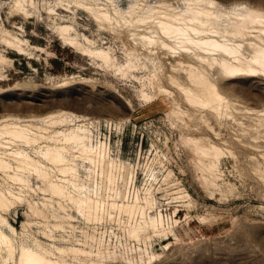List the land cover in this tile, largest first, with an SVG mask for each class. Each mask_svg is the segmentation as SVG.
<instances>
[{"label": "rangeland", "instance_id": "1", "mask_svg": "<svg viewBox=\"0 0 264 264\" xmlns=\"http://www.w3.org/2000/svg\"><path fill=\"white\" fill-rule=\"evenodd\" d=\"M215 1L226 17L264 12V0ZM96 2L110 18L70 0H0V127H49L111 159L79 158L78 184L64 183L98 202L97 219L33 174L22 186L0 172V189L22 193L0 212V264H19L23 246L56 264H264V75H220L174 45L148 49L115 13L185 0ZM191 71L223 99L190 102ZM150 217L162 233L132 232Z\"/></svg>", "mask_w": 264, "mask_h": 264}, {"label": "bare ground", "instance_id": "2", "mask_svg": "<svg viewBox=\"0 0 264 264\" xmlns=\"http://www.w3.org/2000/svg\"><path fill=\"white\" fill-rule=\"evenodd\" d=\"M96 1L70 0V4L88 8L97 19L103 16L110 18L107 13L95 10L98 5ZM185 3L188 5L182 10L173 4H167L154 9L151 14H145L144 7L133 8L126 16L120 17L118 9H115V13L120 18L119 21L134 30V35L148 49L156 43H162L167 47L174 45L189 54L202 67L215 69L220 75H264L263 11L246 8L244 12L232 13L226 17L215 0H185ZM4 60L0 58V62ZM190 78L198 86V89L183 87L190 102L207 105L223 99L216 83L209 80L204 72L191 71ZM59 123L60 120L53 118L50 127ZM50 130L46 127L34 131L30 126L19 122L5 123L0 127V172L22 186L28 184L26 174H33L39 180L50 184L52 196L68 198L88 217L99 218L98 202L88 196L77 197L69 194L64 183L78 184L76 161L79 158L87 161L98 158L104 164L110 162V157L102 151L104 148L93 155L91 150L81 146L75 148L73 146L76 142L75 136L60 138L61 131L50 134ZM29 147H33L35 153L47 163L56 166L57 181L47 172V165L30 153ZM196 147V150L203 154L213 157L217 155L214 146L206 148L196 144ZM215 162L213 161L209 167L211 172L216 167ZM21 196V192L0 189V212L9 210L15 200L21 201ZM158 219L150 217L146 223L144 222V226L139 225L133 228L132 232L138 234L139 231L147 233L152 230L153 234L158 235L163 232ZM3 239V244L14 255L12 239L5 235ZM17 260L19 264H56L46 251L24 246L21 247Z\"/></svg>", "mask_w": 264, "mask_h": 264}]
</instances>
